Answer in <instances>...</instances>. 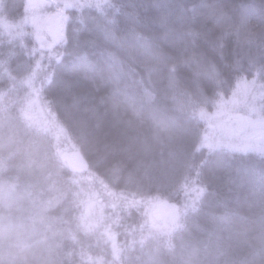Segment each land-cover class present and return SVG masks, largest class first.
I'll return each mask as SVG.
<instances>
[{
	"label": "trees",
	"instance_id": "1",
	"mask_svg": "<svg viewBox=\"0 0 264 264\" xmlns=\"http://www.w3.org/2000/svg\"><path fill=\"white\" fill-rule=\"evenodd\" d=\"M25 12L0 0V264H194L200 242V264H264V152L229 145L264 119L234 105L208 144L264 82V0H55V42ZM89 176L114 197L101 218ZM150 199L181 207L157 234Z\"/></svg>",
	"mask_w": 264,
	"mask_h": 264
},
{
	"label": "rangeland",
	"instance_id": "2",
	"mask_svg": "<svg viewBox=\"0 0 264 264\" xmlns=\"http://www.w3.org/2000/svg\"><path fill=\"white\" fill-rule=\"evenodd\" d=\"M55 3V0H26V12H25V17H24V22H22V25H30L34 28L39 27L37 26V22L40 23V27L38 29H35L36 33L38 34V38L44 36L46 32L49 34L48 36L50 37L53 42L59 41L61 34H62V15L58 14L56 16L50 17L49 19L46 18L44 19V16L42 15V12L48 8H51V5ZM39 19V20H38ZM44 19V20H43ZM41 20V21H40ZM45 29V33L41 35V30ZM51 40L46 39V42H51ZM238 94L239 100H236L234 102L235 96ZM35 101H32V104H30L31 109L34 111L35 110V115L39 117L41 122H46V123H52L50 115L47 113H44L41 111V106L39 104V108L37 105L34 104ZM234 105L239 106V107H247L243 108L242 113H246L247 115H251L258 118H263L264 119V82L261 80H254L253 78H250L249 81H242L240 85L237 87V92L236 94L231 98V100L227 103V106L221 110L219 113H213L211 115V118H218L216 122V129L213 135V138L208 141V144L211 146H214L216 148L222 147L226 145V143L222 140L223 137V131L227 122H228V117L226 116V111L228 114L231 113V109L234 107ZM231 107V108H229ZM31 115V113H30ZM220 115V116H219ZM232 118H236V115H233ZM249 119H254V118H249ZM252 120H250L251 122ZM54 126H52L53 128ZM212 131V130H211ZM210 136L212 134L209 133ZM245 140L242 141L241 138L238 136L236 138H233V141H230L229 145L231 149L234 148H246L247 150L253 151V153H258L259 150L261 149L262 152H264V122L257 120L253 126H250L249 128V134L246 135ZM207 144V145H208ZM70 165L76 168H81L80 164H77L75 159H71ZM137 170V169H136ZM88 183H91L89 186L91 188L90 196L92 197V200L94 203L100 207L96 208V205H92L93 208L88 206L89 209L86 210V213L89 214L88 216L90 219H93L94 216H97L99 218L103 217L104 211L109 206H113V200L114 197L111 196L110 194L107 196L108 202L106 204L101 205L99 201L96 200L97 197H99V191H100V186L95 183V178L93 179L92 176H89L87 178ZM197 187V188H196ZM196 188V191L198 190V186L194 185L192 186L189 191L193 190ZM92 201V202H93ZM157 200H147L145 203L139 201L137 204L138 210H141L142 212V217L149 219L150 221L148 224L150 225L149 227L152 229V234H157L160 233V227H158V223L154 221L153 219V214L154 218L156 220L162 219L165 217H171L172 220L178 216V211H180V206L176 204H168L166 202H160L156 205ZM155 205V206H154ZM173 215V216H169ZM150 217V218H149ZM194 244V243H193ZM195 245V244H194ZM193 245V246H194ZM209 247V243L205 244L204 242H200V246H194V248L190 249L189 251L186 250V254L181 255V257L185 260L189 259L188 262L191 263L193 262L194 264H200L203 261H205V257L202 256L201 254H205L204 251H206ZM155 248H150V250L147 251V257L148 258H153L156 254ZM151 263L153 262V259H147L146 263ZM219 264V261L217 262Z\"/></svg>",
	"mask_w": 264,
	"mask_h": 264
}]
</instances>
